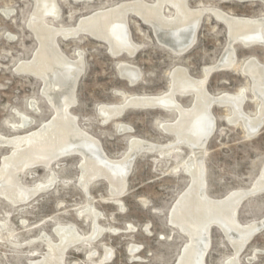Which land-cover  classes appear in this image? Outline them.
<instances>
[{
	"label": "rangeland",
	"instance_id": "1",
	"mask_svg": "<svg viewBox=\"0 0 264 264\" xmlns=\"http://www.w3.org/2000/svg\"><path fill=\"white\" fill-rule=\"evenodd\" d=\"M125 1L130 0H94L91 3L59 0L61 19L51 23L74 26L81 17L95 10ZM189 5L192 8L215 6L242 17L264 15V4L257 1L190 0ZM33 10L34 0H0V135L5 137L38 128L53 115V110L40 93L42 82L16 72L17 65L31 60L39 46L27 26ZM7 11L12 13L7 16ZM129 28L133 41L140 46L134 57L126 54L114 57L104 42L88 36L67 41L58 39L62 51L69 58L79 59L81 53L83 63V72L76 87L77 104L71 112L78 117L81 128L102 144L106 155L116 160L127 153L130 136L117 130L118 122L132 128L131 135L164 145L173 142L174 137L165 133L160 123L174 121L176 114L162 110L127 109L120 120L104 123L98 113L99 106L123 102L121 93L157 95L167 92L171 82L169 73L177 66L188 69L192 77L201 78L203 70L215 65L228 46L226 26L210 15L203 18L194 46L180 56L161 45L152 28L138 17L129 16ZM234 47L239 63L256 57L264 64V46L247 48L235 44ZM120 61L141 69L143 77L139 83L131 86L120 76ZM250 83V79L239 71H220L209 77L207 88L213 95L223 92L236 94L241 88H248L244 111L255 116L257 105L252 101ZM178 100L189 107L193 97H178ZM33 101L41 110L39 113L33 110ZM229 112L228 108H213L216 128L204 158L207 193L213 199L249 189L260 176L264 164V126L256 136L248 137L240 127L227 121ZM20 114L35 119L34 126L15 131L12 126L21 123ZM10 151V148L0 147V166ZM190 152L183 147L175 149L174 153L140 154L129 174L126 193L119 198L111 194L109 183L104 179L90 184L88 195L85 193L79 183L82 161L79 156H68L70 158L62 159L47 170L39 167L21 173V182L28 187L48 184L52 177L55 182L22 206H14L0 197V264H29L45 256L48 247L43 238L58 243L55 234L58 225H73L84 237H90L94 229L93 218L88 212L90 207L100 214L97 226L106 231L96 242L69 249L65 264H100L107 250L113 251L112 259L103 264H175L188 238L170 225L168 217L181 194L189 188L191 180L184 172V162ZM262 219L264 193L244 201L238 211V220L242 224ZM130 226L135 231L130 230ZM148 226L151 234L146 232ZM133 248L139 251L131 253ZM234 253L233 245L221 229L212 227L206 264H226ZM252 257L255 258L250 261ZM239 262L264 264V231L245 248Z\"/></svg>",
	"mask_w": 264,
	"mask_h": 264
},
{
	"label": "bare ground",
	"instance_id": "2",
	"mask_svg": "<svg viewBox=\"0 0 264 264\" xmlns=\"http://www.w3.org/2000/svg\"><path fill=\"white\" fill-rule=\"evenodd\" d=\"M74 1L91 3L94 0ZM189 1L130 0L95 10L81 17L74 26H63L51 23L61 19L59 0H34V10L27 26L39 46L31 60L17 65L16 72L32 76L42 82L40 93L53 110V115L38 128L20 135L13 137L0 135V147L11 150L9 155L3 157L0 166V197L14 206L27 204L40 192L49 189L55 178L52 177L48 184L28 187L21 182V173L39 167L47 170L66 157L79 156L82 160L79 183L85 193H88L90 184L104 179L109 183L111 194L119 198L126 193L129 174L140 154L174 153L175 149L184 147L191 151L184 162V172L191 181L187 191L181 194L171 208L168 221L172 227L178 228L187 236L188 242L183 246L175 264H206L205 260L211 246V229L214 226L221 229L235 250L234 257L229 258L226 264H240L239 257L245 248L264 231V219L247 224H242L238 220V211L242 203L264 193V164L260 176L249 189L233 191L222 199H213L207 193L204 158L207 144L216 128L213 114L215 106L228 108L230 112L227 121L240 127L248 137L256 136L264 126V64L256 57H249L243 63H239L234 47L235 44L247 48L264 46V15L235 16L215 6L192 8ZM218 1L240 3L257 1L264 4V0ZM11 13L7 11L6 15L9 16ZM130 15L138 17L144 24L150 26L157 41L179 56L194 46L197 31L207 15L213 16L216 21L226 26L228 46L215 65L203 70L201 78H194L188 69L177 66L169 73L171 82L167 92L157 95L121 93L123 102L99 106L98 113L104 123L120 120L127 109L162 110L176 114L174 121L160 123L161 129L174 137L173 142L164 145L137 138L131 135L132 128L118 122L117 130L130 136L127 153L116 160L106 155L102 144L81 128L78 117L71 112L77 104L76 87L83 72V63L81 53L78 55L79 59L69 58L62 51L58 39L67 41L79 36H88L104 42L114 57L124 54L134 57L140 46L131 36ZM140 70L127 61H120L118 64L120 76L131 86L141 81L143 73ZM229 70L239 71L250 79L252 101L257 105L255 116H250L244 111V105L248 100V88H241L236 94L223 92L213 95L209 92L207 88L209 77L214 72ZM178 97H193L192 104L185 107L179 102ZM31 106L37 113L41 111L36 102L33 101ZM20 115L21 123L12 126L15 131H23L34 126L35 119ZM175 170H178V167ZM94 211L91 207L88 210L94 223L90 237H84L73 225H58L55 228L58 243L44 237L48 253L29 264H65L64 258L69 249L86 242L98 241L106 229L97 226L96 221L100 214ZM130 230L135 231V228L130 226ZM146 232L151 234L149 226ZM137 250L133 248L130 252L134 253ZM112 253L113 251L107 250L105 253L107 255L100 264L110 261ZM254 258H250V261Z\"/></svg>",
	"mask_w": 264,
	"mask_h": 264
},
{
	"label": "crops",
	"instance_id": "3",
	"mask_svg": "<svg viewBox=\"0 0 264 264\" xmlns=\"http://www.w3.org/2000/svg\"><path fill=\"white\" fill-rule=\"evenodd\" d=\"M196 40H197V36H196Z\"/></svg>",
	"mask_w": 264,
	"mask_h": 264
}]
</instances>
